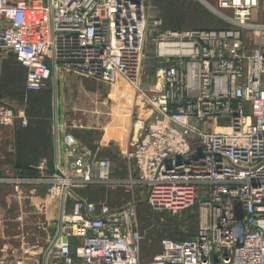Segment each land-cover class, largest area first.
Segmentation results:
<instances>
[{"label":"built area","instance_id":"1","mask_svg":"<svg viewBox=\"0 0 264 264\" xmlns=\"http://www.w3.org/2000/svg\"><path fill=\"white\" fill-rule=\"evenodd\" d=\"M201 1L230 26L163 28L149 0H0V60L26 68L28 91L68 74L124 82L119 109L133 121L123 177L68 134L54 169L44 159L38 176L14 180L17 220L28 227L3 246L0 264H264V21L249 22L264 0ZM243 29L260 40L246 42ZM149 41L156 78L147 84ZM11 109L0 108V122L27 126L25 110ZM91 185L133 192L112 206L75 190ZM140 204L159 214L156 227L197 207V232L164 237L143 262Z\"/></svg>","mask_w":264,"mask_h":264},{"label":"crops","instance_id":"2","mask_svg":"<svg viewBox=\"0 0 264 264\" xmlns=\"http://www.w3.org/2000/svg\"><path fill=\"white\" fill-rule=\"evenodd\" d=\"M51 83L53 96L57 90L60 99L58 125L53 118L56 111L49 118L29 121L25 127L19 120L0 122V193L3 187H12L15 191L14 180L17 178L38 176L37 165L44 159L54 169L56 144L58 142L59 157L63 160V139L68 134L73 135L93 156L100 158L107 154L114 160H123L120 165H124L123 155L133 133L132 119L122 115L119 109L129 101L127 88L122 84L123 89L115 90L110 84L76 74L63 75ZM25 107L20 110L26 112ZM24 187L28 188L27 185ZM12 194L9 193L10 200L14 196ZM84 197L96 203L104 200V196L97 199L90 193Z\"/></svg>","mask_w":264,"mask_h":264},{"label":"rangeland","instance_id":"3","mask_svg":"<svg viewBox=\"0 0 264 264\" xmlns=\"http://www.w3.org/2000/svg\"><path fill=\"white\" fill-rule=\"evenodd\" d=\"M212 5L217 7L216 0H208ZM172 5L166 1L168 6H162L160 0H149L147 11L149 17H160L162 18V27L166 28L164 24L168 20L174 24V28L180 29H193V28H211V27H221L228 26V23L224 22L219 15L215 14L210 8L203 3L201 0H171ZM264 21V9L261 5L259 8H254L252 16L249 19V22L257 23ZM243 39L248 42L255 44L256 41L260 40L259 37L254 36L250 29L242 30ZM156 49V44L152 41H149L146 47L147 58H146V77L145 81L147 84L153 83L155 80V68H154V51ZM26 76V69L12 56L7 55L5 58L0 60V108H3V111L7 112L12 110L11 108L20 109L22 107L27 108L29 100L26 95V90L24 86ZM125 89L127 88L126 83L123 82ZM53 84L51 80L47 83V86L43 91L50 92V105L52 115L55 113L58 115L59 109V94L56 90V96H53V91L51 90ZM123 89V87H120ZM42 91V92H43ZM127 91V90H125ZM8 113L1 115L2 118L6 119ZM60 119V118H59ZM59 122V121H58ZM218 123L221 125L229 124L228 117H219ZM73 136V135H72ZM107 155V154H106ZM103 155V156H106ZM123 160H118L115 158L114 167V177H123L127 170V162L122 164ZM100 185H91L89 188L83 186L75 187V190L82 196H87V194H93L97 199L104 196L103 199H108L112 206H119L128 201L131 197L133 190L125 187L124 185H112V186H103ZM2 192L0 193V254L1 250L5 244L18 245L20 242V234L26 231L28 225L26 223H20L21 220L17 218L21 215V205L18 203L17 198L14 196L9 199V193L12 194L15 191H12L11 188L3 187ZM90 189H95L91 190ZM12 192V193H11ZM13 195V194H12ZM5 199V202H4ZM197 207H195L196 209ZM23 209L25 212L31 209L29 203L23 204ZM138 216L141 223H145L146 227L152 226L154 220H158L159 214L155 211H152L145 204H140L138 208ZM170 218L166 217V222L168 223ZM166 222H164L166 224ZM163 223V224H164ZM171 223V221H170ZM193 232L196 233L198 229V223H195L193 226ZM177 237L187 236L186 233H176ZM3 240V241H2ZM161 240L158 239L155 243L153 242L147 246V242L143 239L141 242L142 247H147V250L143 252L142 260H149L151 257H148L147 252L151 251L154 254L161 251ZM3 242V243H2ZM144 258V259H143Z\"/></svg>","mask_w":264,"mask_h":264},{"label":"trees","instance_id":"4","mask_svg":"<svg viewBox=\"0 0 264 264\" xmlns=\"http://www.w3.org/2000/svg\"><path fill=\"white\" fill-rule=\"evenodd\" d=\"M166 1L172 5L171 0H160L161 5L165 6ZM166 6L168 5L166 4ZM165 20L166 23L164 24V26L166 28L175 27L174 24H172L168 20V18ZM24 86H25V82H24ZM25 90H26L25 97H27V99L29 100V103H27L28 107L26 108V114L29 116V121L33 122L36 119L37 120L39 119L40 121V119L42 120V118H49L52 115L50 97H49L50 92L43 91L44 89L38 92L28 91L26 88ZM168 218H170L169 220L171 221V223L169 221L168 223L166 222V224L165 223L159 224V226L157 227L156 226L146 227L145 223H141L144 229L143 239L145 240V242H147V246H149L153 242L155 243L156 241H158V239H163L164 237L183 239V237L180 238L177 237L176 233H186L187 236H185V238L192 237L195 234L193 232L194 229H192L195 223H198L197 213L195 208H193V210H190L186 215H184V218L181 219H179L178 217H168ZM145 250H147V247L141 246V257ZM147 254L148 257L151 258L154 255V253L151 251L147 252ZM142 261L144 262L146 260H142Z\"/></svg>","mask_w":264,"mask_h":264},{"label":"bare ground","instance_id":"5","mask_svg":"<svg viewBox=\"0 0 264 264\" xmlns=\"http://www.w3.org/2000/svg\"><path fill=\"white\" fill-rule=\"evenodd\" d=\"M114 89H115V90H118V87H117L116 85H114Z\"/></svg>","mask_w":264,"mask_h":264}]
</instances>
